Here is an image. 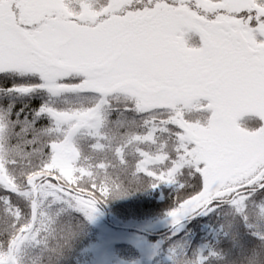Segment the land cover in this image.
I'll use <instances>...</instances> for the list:
<instances>
[{
    "label": "snow or ice",
    "instance_id": "6c2138e0",
    "mask_svg": "<svg viewBox=\"0 0 264 264\" xmlns=\"http://www.w3.org/2000/svg\"><path fill=\"white\" fill-rule=\"evenodd\" d=\"M5 80L0 264L165 188L173 227L264 224V0H0Z\"/></svg>",
    "mask_w": 264,
    "mask_h": 264
},
{
    "label": "trees",
    "instance_id": "16d2710c",
    "mask_svg": "<svg viewBox=\"0 0 264 264\" xmlns=\"http://www.w3.org/2000/svg\"><path fill=\"white\" fill-rule=\"evenodd\" d=\"M0 83L8 87L11 81L5 80ZM163 192L165 199H161L160 192L157 191L152 197L144 198L143 205H107L101 208L99 214L103 215L108 228L130 231L129 235H136L144 239L152 248H157V250L152 249L153 251L166 249L176 239L183 237L187 242L183 253L187 259L201 264H246L243 260L247 252L264 254V241H261L257 235L264 232L263 224H258L251 218L245 220L243 214L227 206L210 216L199 217L198 222L190 221L182 226L173 227L164 213L168 202V189H163ZM3 195L4 193L0 192V196ZM3 216L4 213L0 210V217ZM145 218H157L160 228L147 231L129 230L128 221ZM4 219L9 218L4 217ZM23 223L22 220L17 228ZM65 224L67 226L62 229L59 236L48 241L46 251L36 256L35 260L38 264H74L75 256L85 244L87 226L85 221L68 219ZM117 225L121 228L118 229ZM18 234L19 231L0 228V253H7L12 239ZM261 264H264V261H261Z\"/></svg>",
    "mask_w": 264,
    "mask_h": 264
},
{
    "label": "rangeland",
    "instance_id": "374dc122",
    "mask_svg": "<svg viewBox=\"0 0 264 264\" xmlns=\"http://www.w3.org/2000/svg\"><path fill=\"white\" fill-rule=\"evenodd\" d=\"M84 221L87 226L85 244L75 256L74 264H174L172 252L174 250L183 252L187 245L186 240L179 237L166 249L153 251L152 249L157 250V248H152L144 239L136 235H129L130 231L108 228L101 214H98L93 221H87L86 218ZM127 225L129 230L147 231L160 228L157 218L131 220ZM24 226L25 221L14 232L20 231ZM124 226L127 228L126 225ZM117 227L121 228L120 225ZM11 245L12 242L8 248ZM46 249L47 246L43 244L24 248L20 250L16 264H33L36 256L43 254Z\"/></svg>",
    "mask_w": 264,
    "mask_h": 264
}]
</instances>
